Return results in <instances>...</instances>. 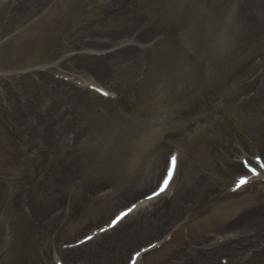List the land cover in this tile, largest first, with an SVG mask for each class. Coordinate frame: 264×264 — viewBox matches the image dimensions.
Instances as JSON below:
<instances>
[{"label":"rangeland","instance_id":"obj_1","mask_svg":"<svg viewBox=\"0 0 264 264\" xmlns=\"http://www.w3.org/2000/svg\"><path fill=\"white\" fill-rule=\"evenodd\" d=\"M26 1L0 11V264H52L62 243L155 186L174 145L184 159L166 199L100 240L99 257L90 260L94 243L66 259L126 264L133 249L171 232L169 250L146 264H207L204 247L218 235L255 228L238 219L255 191L223 195L238 157L264 155V87L251 80L258 69L264 78L258 0H48L39 9L42 0ZM251 2L258 33L246 24ZM26 39L43 48L21 56ZM108 49L127 50L99 72L81 58ZM55 72L98 76L118 99L71 85L60 90ZM15 90H28L34 113L46 100L44 151L35 143L38 129L31 136L25 129L28 96L14 100ZM103 188L109 193L98 200ZM16 198L41 213L29 205L27 214ZM196 205L208 208L201 223L174 233ZM224 252L231 264H264V253L244 262ZM220 254L208 264H219Z\"/></svg>","mask_w":264,"mask_h":264},{"label":"bare ground","instance_id":"obj_2","mask_svg":"<svg viewBox=\"0 0 264 264\" xmlns=\"http://www.w3.org/2000/svg\"><path fill=\"white\" fill-rule=\"evenodd\" d=\"M27 5V1L24 0L23 3H22V6H26ZM257 5H258V8H259V12L261 14H264V0H258L257 1ZM254 7V2H252V9ZM248 27H250L251 29L255 30L256 33L260 32V26L258 24H254L252 22V19H248ZM18 47H22V51L21 53H26V49L27 48H38V49H42V46L40 45V43H38L37 41H29V39H26V40H23L19 43ZM234 168L233 169H240V165H236V166H233ZM264 177V175L262 176ZM257 186V185H256ZM136 193H133L132 195H135ZM259 194L257 193V197L252 200L250 203L246 204V205H243V208L244 207H248L246 208L245 212L242 213V215L238 218L239 220H241V225H245V226H248L251 225V226H259L258 225V215L260 213L261 210H263V201H262V198L261 196L263 195L262 192L261 194L258 196ZM229 197H226L225 199H227ZM228 205V204H226ZM226 208V207H225ZM241 209V208H240ZM234 211V210H233ZM231 210V214L233 212ZM249 211V212H247ZM247 212V213H246ZM197 222V221H196ZM145 256V255H144Z\"/></svg>","mask_w":264,"mask_h":264},{"label":"snow or ice","instance_id":"obj_3","mask_svg":"<svg viewBox=\"0 0 264 264\" xmlns=\"http://www.w3.org/2000/svg\"><path fill=\"white\" fill-rule=\"evenodd\" d=\"M97 91H99V89H97ZM103 95H108V93H103ZM175 162H176V158L175 157H173L172 158V163H173V165H175ZM257 162L258 163H260V161H259V158L257 159ZM246 167H247V164L245 165ZM261 167H264V163H261ZM249 171H251L252 173H253V175H259V173L256 171V169L255 168H249ZM170 178V177H169ZM246 183H248V180H247V178H246V176H242L241 178H240V180H239V185H244V184H246ZM167 184H168V181L166 180L165 181V187L167 186ZM238 185V186H239ZM161 191H164V189L162 188L161 189ZM129 211H131V210H129ZM125 215H127V213H121V215L120 216H118L117 218H116V220H114L113 222H112V225H115L123 216H125ZM112 225H110V226H112ZM107 229H102V231H106ZM136 255L137 256H139L140 255V253H136ZM133 264H135V261H133Z\"/></svg>","mask_w":264,"mask_h":264}]
</instances>
